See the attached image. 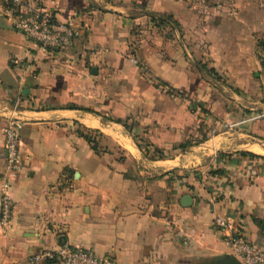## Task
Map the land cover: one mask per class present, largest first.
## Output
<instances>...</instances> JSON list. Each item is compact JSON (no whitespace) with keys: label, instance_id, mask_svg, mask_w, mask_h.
Here are the masks:
<instances>
[{"label":"crops","instance_id":"obj_1","mask_svg":"<svg viewBox=\"0 0 264 264\" xmlns=\"http://www.w3.org/2000/svg\"><path fill=\"white\" fill-rule=\"evenodd\" d=\"M39 2L80 36L41 51L0 0V173L7 120L22 156L0 264L63 243L109 264H227L216 216L264 252V0ZM94 130L98 151L79 134Z\"/></svg>","mask_w":264,"mask_h":264},{"label":"built area","instance_id":"obj_2","mask_svg":"<svg viewBox=\"0 0 264 264\" xmlns=\"http://www.w3.org/2000/svg\"><path fill=\"white\" fill-rule=\"evenodd\" d=\"M8 5L11 26L41 51L62 53L70 50L79 38V30L71 22L57 21L36 0H4ZM257 118H264V102ZM20 123L7 120L3 127L4 171L0 173V227L9 228L14 203L10 197L11 179L22 169L20 151ZM213 224L221 235L223 244L241 264H264V252L255 247L239 221L231 217L216 216ZM24 264H109L98 259L87 249L73 247L67 243L52 249H43L29 256Z\"/></svg>","mask_w":264,"mask_h":264},{"label":"trees","instance_id":"obj_3","mask_svg":"<svg viewBox=\"0 0 264 264\" xmlns=\"http://www.w3.org/2000/svg\"><path fill=\"white\" fill-rule=\"evenodd\" d=\"M36 1L39 2V0H36ZM39 4H40V2H39ZM158 22H159L158 24H160V23H162V20L161 21H158ZM263 50H264V46H263ZM79 134L82 137L86 138V140L91 143V145L93 147V150L98 151L99 142H100L99 139L102 138V134L99 131L94 130V131H88L87 134H83V133H79ZM187 146L188 145H182L180 148L181 149H185Z\"/></svg>","mask_w":264,"mask_h":264},{"label":"water","instance_id":"obj_4","mask_svg":"<svg viewBox=\"0 0 264 264\" xmlns=\"http://www.w3.org/2000/svg\"><path fill=\"white\" fill-rule=\"evenodd\" d=\"M227 264H241L237 259H235L233 256L230 257L227 261Z\"/></svg>","mask_w":264,"mask_h":264},{"label":"rangeland","instance_id":"obj_5","mask_svg":"<svg viewBox=\"0 0 264 264\" xmlns=\"http://www.w3.org/2000/svg\"><path fill=\"white\" fill-rule=\"evenodd\" d=\"M99 140H101V139H99ZM101 147H103V142H102V146Z\"/></svg>","mask_w":264,"mask_h":264}]
</instances>
